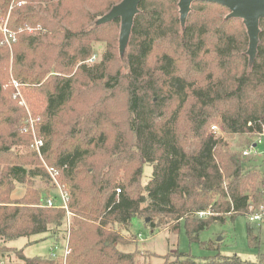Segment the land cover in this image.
<instances>
[{
	"label": "trees",
	"instance_id": "trees-1",
	"mask_svg": "<svg viewBox=\"0 0 264 264\" xmlns=\"http://www.w3.org/2000/svg\"><path fill=\"white\" fill-rule=\"evenodd\" d=\"M103 1L0 0L13 33L10 47L0 32V256L7 240L57 237L69 217L65 256L28 257L20 249L22 263L151 264L148 256L139 260L140 250L117 247L137 238L135 217L152 229L176 219L174 231L182 220L195 242L212 222L264 205V170L247 166L254 156L231 144L236 134L264 136V18L252 56L244 19L229 16L227 5L194 1L182 21L179 0H141L121 68V18L93 21L122 0L95 7ZM97 40L107 50L89 64ZM29 112L40 117L42 156L57 170L68 208L49 206L58 198L35 186L37 178L53 179L31 146ZM145 165L152 166L147 184ZM17 183L26 193L12 199ZM146 213L161 222H147ZM260 228L248 222L252 247ZM163 264H264V253L256 260L217 253L201 262L177 251Z\"/></svg>",
	"mask_w": 264,
	"mask_h": 264
},
{
	"label": "rangeland",
	"instance_id": "rangeland-1",
	"mask_svg": "<svg viewBox=\"0 0 264 264\" xmlns=\"http://www.w3.org/2000/svg\"><path fill=\"white\" fill-rule=\"evenodd\" d=\"M105 3L106 0L103 2H98L95 7H98L100 4ZM87 7L90 6L87 5ZM113 8L114 6L112 7V9ZM112 9L107 14H109ZM107 14L96 17L93 22L97 24L100 22H105V16ZM9 17L10 11L6 14L5 17L0 15V32L3 33L1 27H8ZM39 28L40 26H38L37 28H29L28 31L37 33V30ZM120 34L117 31L116 54L118 56V61L121 67V63L124 62V54L127 42L121 41ZM12 44L8 45L12 47ZM93 48V55L87 60L89 64L98 63L103 59V55L107 50V43L104 40H97L93 42ZM49 75H51V72L46 77H49ZM38 101L39 100L36 101V104L38 103ZM212 126H218L219 129H216V133L221 134L219 125L214 124ZM243 137H245L244 134H236L232 138L231 144L233 150H250V153L252 156H254V159L251 163H248L247 166L250 165L252 167H258L263 170L264 155L262 153L259 154L254 151L255 149L256 151H258L259 148L253 149L251 145L249 148L250 140L247 142L246 140H243ZM41 159L43 160V164L45 166L46 161L44 157L41 156ZM151 177L152 166L145 165L143 183L147 184ZM53 184L52 181L47 182L46 180L40 178H37L35 182L36 188H47L46 190H50L51 195L58 198L57 205L61 206L64 203L61 196V189L58 188L56 183L55 186ZM61 187L63 189L62 191H64L62 185ZM25 193L26 187L20 183H17L16 188L11 193V198L18 199ZM146 214L143 215L144 218L149 217V221L153 220L156 224L159 222L160 216ZM199 216L204 217L206 215L199 214ZM249 221L261 225V242L258 248L252 247L249 243L247 231V225ZM69 222V217L66 219V221L64 220L63 226L60 229L57 237L50 236L48 235V233H44L40 235H33L31 237H20L12 241H5V245L10 249L9 251H6L4 255L0 256V264H23L16 252L20 249H23L24 254L28 257L50 255L60 257L65 256L67 253V237L69 235L70 226ZM176 222H178V220L176 219L170 220L164 218L161 225H158V227L152 229L151 225L145 224L143 218L135 217L132 220L131 231L138 235L137 238L135 239V241L133 240L129 243H118L117 247L123 251H134L138 249L141 251V253H144H139V260L143 261L148 256L151 264H163L166 260L173 261L175 260V253L177 251L191 253L201 262H204L207 256L215 255L217 253H221L222 255H239L244 259L250 260H256L261 252L264 253V221H253L251 220L250 216L238 215L235 219L227 217L224 222L214 221L200 232V241L195 242H191L189 240L184 221L181 220L180 228L178 231H174L173 228H171V226ZM208 242H212L213 246H210Z\"/></svg>",
	"mask_w": 264,
	"mask_h": 264
},
{
	"label": "water",
	"instance_id": "water-1",
	"mask_svg": "<svg viewBox=\"0 0 264 264\" xmlns=\"http://www.w3.org/2000/svg\"><path fill=\"white\" fill-rule=\"evenodd\" d=\"M194 1L219 2L225 4L231 9L229 16L243 18L250 38L249 53L252 56L256 54L259 42L260 19L264 18V0H179L182 21L186 20ZM140 2L141 0H122L105 16V21L118 17L121 18L120 39L123 42H127L129 38L134 18L139 11L138 6ZM146 220L148 222L149 218Z\"/></svg>",
	"mask_w": 264,
	"mask_h": 264
},
{
	"label": "built area",
	"instance_id": "built-area-1",
	"mask_svg": "<svg viewBox=\"0 0 264 264\" xmlns=\"http://www.w3.org/2000/svg\"><path fill=\"white\" fill-rule=\"evenodd\" d=\"M1 30L3 31V34L5 35L7 42L9 44H11L10 36H13V33H11L9 31L8 27H6V26L1 27ZM15 85H16V87L19 86V84L16 81H15ZM26 122H27V130L33 136V142L31 144V146L40 154V156H42V149L44 147V139L41 136V134L39 132V127H38V124L40 123V117H34L33 114L31 112H29V116H28ZM212 129L216 132V129H219V128H218V126H212ZM249 153H250V151H248V150L244 151V154H249ZM45 166H46L50 176L52 177L53 181L57 184L58 188L61 189V196H62V199L64 202L61 206L68 208V205H67L68 195L64 191H62L63 189L58 182L57 170L52 166H48L46 163H45ZM262 188L264 190V182L262 184ZM118 191H120V189H118ZM47 203L49 206L57 205V203L54 202L52 198H49ZM68 213H70V211H68ZM200 214L204 215V214H206V212H200ZM250 217H251V220H253V221H264V205L262 206L261 211L259 213L252 214V215H250ZM67 251H68V249H67Z\"/></svg>",
	"mask_w": 264,
	"mask_h": 264
},
{
	"label": "crops",
	"instance_id": "crops-1",
	"mask_svg": "<svg viewBox=\"0 0 264 264\" xmlns=\"http://www.w3.org/2000/svg\"><path fill=\"white\" fill-rule=\"evenodd\" d=\"M245 137H243V140H246L247 142L250 140V142L252 143V148L255 149V148H259L258 151H256V149L254 150L255 152L259 153V154H263L264 155V136L261 137L259 141V143H256V141L254 140H257V138L255 136H252V135H247V134H244ZM249 142V143H250ZM259 145V146H258ZM261 145V146H260ZM250 151V150H249ZM263 170H264V166H263Z\"/></svg>",
	"mask_w": 264,
	"mask_h": 264
}]
</instances>
